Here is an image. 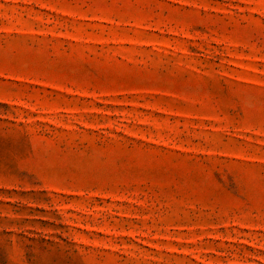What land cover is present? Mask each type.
Listing matches in <instances>:
<instances>
[{
	"label": "rangeland",
	"instance_id": "obj_1",
	"mask_svg": "<svg viewBox=\"0 0 264 264\" xmlns=\"http://www.w3.org/2000/svg\"><path fill=\"white\" fill-rule=\"evenodd\" d=\"M0 264H264V0H0Z\"/></svg>",
	"mask_w": 264,
	"mask_h": 264
}]
</instances>
